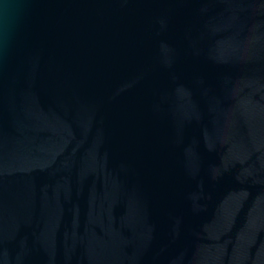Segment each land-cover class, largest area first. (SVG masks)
I'll return each instance as SVG.
<instances>
[{
    "label": "water",
    "instance_id": "water-1",
    "mask_svg": "<svg viewBox=\"0 0 264 264\" xmlns=\"http://www.w3.org/2000/svg\"><path fill=\"white\" fill-rule=\"evenodd\" d=\"M0 264H264V0H0Z\"/></svg>",
    "mask_w": 264,
    "mask_h": 264
}]
</instances>
